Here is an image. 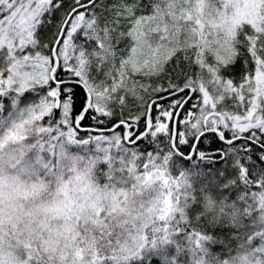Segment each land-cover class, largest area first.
Here are the masks:
<instances>
[{
    "label": "snow or ice",
    "instance_id": "1",
    "mask_svg": "<svg viewBox=\"0 0 264 264\" xmlns=\"http://www.w3.org/2000/svg\"><path fill=\"white\" fill-rule=\"evenodd\" d=\"M0 264H264V0H0Z\"/></svg>",
    "mask_w": 264,
    "mask_h": 264
}]
</instances>
